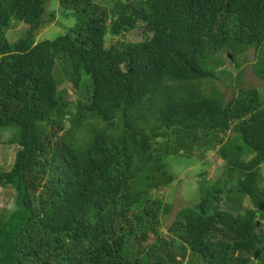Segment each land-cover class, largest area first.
<instances>
[{"label": "trees", "instance_id": "trees-1", "mask_svg": "<svg viewBox=\"0 0 264 264\" xmlns=\"http://www.w3.org/2000/svg\"><path fill=\"white\" fill-rule=\"evenodd\" d=\"M57 1L0 0V264H264V98L200 85L250 49L264 79V0ZM210 150L220 176L164 232L167 158Z\"/></svg>", "mask_w": 264, "mask_h": 264}, {"label": "rangeland", "instance_id": "rangeland-1", "mask_svg": "<svg viewBox=\"0 0 264 264\" xmlns=\"http://www.w3.org/2000/svg\"><path fill=\"white\" fill-rule=\"evenodd\" d=\"M57 3V0H52L51 4L54 5L52 7H57ZM57 16V21L49 23L44 28H39L38 40L54 39L58 35L64 33V31L67 30L66 28L70 27L73 23L74 18H68L61 14ZM27 29V26L18 25L10 30V41H15ZM110 36L107 35V47H110L111 43H115L118 40L131 42H139L142 40L138 29L133 30L131 33L123 34L118 38L116 37L112 39ZM227 56L226 54L222 55V59H224L225 62L223 70L218 72V78L213 79L212 81L214 82H201L200 85L202 90L209 93L214 86L217 90L225 93L227 98H232L234 95V87L238 82L243 87L258 88L264 98V79L257 74L254 67L257 59L255 51L253 49L248 50L246 56H238L236 57V61L231 60L234 58L231 53H228ZM217 71H220V69H217ZM68 89V98L70 100H75L76 95L70 85L68 86ZM3 139L6 140L7 135H4ZM16 148L15 145H9L6 143L0 144V167L7 169L12 165L15 158ZM222 163V159L217 156L216 151L214 150L207 151L203 156L196 155L194 158H184L178 155H171L167 158V164L174 173L176 179L170 188L155 192L172 207L168 218L163 222L161 227L164 232H167V227L175 220L177 212L183 206L193 205L200 201V173L206 171L208 173L206 175L204 174L206 178L216 180L222 172ZM14 193L15 191L11 188H0V202L2 208L5 210H10L15 204ZM187 262L188 259L185 264H188Z\"/></svg>", "mask_w": 264, "mask_h": 264}]
</instances>
